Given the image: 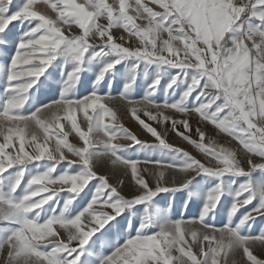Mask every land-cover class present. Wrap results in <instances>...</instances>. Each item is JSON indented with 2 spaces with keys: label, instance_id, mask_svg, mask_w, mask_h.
Returning <instances> with one entry per match:
<instances>
[{
  "label": "snow or ice",
  "instance_id": "obj_1",
  "mask_svg": "<svg viewBox=\"0 0 264 264\" xmlns=\"http://www.w3.org/2000/svg\"><path fill=\"white\" fill-rule=\"evenodd\" d=\"M38 3L50 8L55 16L38 10ZM151 3L162 11L154 10L144 0H113L112 3L108 0H24L15 10H12L13 0H0V33H6L15 21L31 25L20 35L9 63L0 69V78L5 83V99L0 104V221L5 225L0 227V251H7L5 264H227V256L234 250L246 257L245 264H264V259L253 251L256 244L264 248V226L257 235L242 232L256 216L264 215V181L256 182L251 178L255 171L264 173V0L239 3L236 0H151ZM130 10L135 14H130ZM102 18L106 19V24L100 22ZM138 20L146 23H138ZM73 25L82 31L76 34ZM113 28H123L129 36L138 37L139 44L131 47L116 42ZM97 38L98 49L89 42ZM105 56L115 59L103 65L94 85H99L122 61L129 62L121 98L127 99L129 104H142L145 115L151 120H157L158 115L165 121L169 117L163 112L147 111L149 106L184 115L194 111L204 121L235 137L245 151L244 161L235 150L206 144L205 134L199 129H196L199 141L178 132L215 160L213 166H207L187 151L167 143L156 128L140 119L137 108L132 107L131 115L157 139L158 145L182 157L180 163L165 164L160 160L152 163L161 168L178 169L185 173V180L175 187L161 186L165 175L161 171L156 187H150L140 174L139 161L118 155L127 147L147 143L118 122L117 113L104 102L112 98L111 93L101 94L94 87L83 97L67 95L88 64ZM58 59L73 65L65 74L59 98L24 114L21 109L29 90ZM152 66L153 79L142 100L129 99L137 77L141 73L147 77V70ZM168 69L176 71L168 73ZM162 74L170 76L165 86L166 95L180 83L185 88L178 98L155 103ZM79 112L83 113L87 130L78 123ZM45 113H50V117ZM62 120L70 122L82 146L69 142ZM171 123L174 130L178 125H183L186 132L192 130L186 119ZM94 133L107 137L103 143L106 154L114 158L113 163L130 168L136 189L130 198L121 195L107 177L93 170L92 161L98 156L92 140ZM119 137L131 143H112ZM65 150L77 158L69 160V165L79 164L80 171L65 170L53 175L55 165L68 159ZM253 155L260 157L261 162H255ZM34 161L55 163L31 175L21 188L27 166ZM10 169L15 171L9 173ZM191 173L219 181L206 195L198 217L207 231L192 230L188 225L194 220L179 219L165 224L159 231L148 232L146 229L151 222L149 216L144 215L135 234L127 235L122 244H114L106 255L93 259L92 253L86 252L85 246L97 232L100 237L93 243H99L101 248L108 243L101 237H105L111 230V222L126 209L150 201L160 192L187 188L192 183ZM225 175L248 179L233 193L229 220L217 228L207 223L206 217L214 214L220 203ZM94 179L98 183L91 189L89 201L82 207H73L77 197ZM50 185L59 187L50 190ZM17 189L21 191L18 193ZM60 193H66L62 204L57 199ZM254 199L258 200L257 205L232 223L230 218ZM50 201L56 202L59 212ZM54 225L66 230V237H60ZM187 237L198 246L199 254L192 251Z\"/></svg>",
  "mask_w": 264,
  "mask_h": 264
},
{
  "label": "crops",
  "instance_id": "obj_2",
  "mask_svg": "<svg viewBox=\"0 0 264 264\" xmlns=\"http://www.w3.org/2000/svg\"><path fill=\"white\" fill-rule=\"evenodd\" d=\"M23 2L24 0H16L12 10H15L16 6L22 4ZM108 2L112 3L113 0H108ZM128 2H134V0H128ZM144 2L148 3L149 6L154 10L162 11V9H160L157 5L152 4L151 0H144ZM38 10L46 12L53 17L55 16V13H53L50 8H47V6L42 3H38ZM130 14L134 15L135 13L130 10ZM100 22L105 24L107 23L106 19L104 18H102ZM137 22L146 23L143 20H138ZM30 26L31 25H29L27 22L20 23L16 21L13 29H17L18 31L27 30V28ZM81 31L82 30H79L78 26L73 25V32L79 34ZM111 31L113 36L116 38V42L123 43L124 46L136 47L139 44V38L129 36V34L123 28H113ZM13 34L16 33L13 32ZM67 34L68 33L66 32V35ZM18 37L20 38V36ZM121 37H123L122 40ZM89 42L95 44L97 49L99 48L100 41L98 38L90 39ZM112 59H115V57L105 56L88 64L86 70L81 72L79 81L73 87L68 89L67 95L76 98L83 97L90 94L94 90V87L95 90L101 94H107L109 92L111 93L112 98L107 99L104 102L108 107L112 108L113 111L117 113L118 122L122 124L124 128L136 135L140 141L147 143L136 144L127 147L121 150L118 155H121L126 159L138 160V168L141 170L140 174L144 176L150 187H156L159 173L161 171H163L165 174L164 180L161 182V186L175 187L185 180V173L179 171L178 169L161 168L152 163L153 161L157 160H160L165 164L170 161L180 163L182 162V157L177 153H173L168 149L160 147L158 145L157 139L147 132V130L143 129L138 120H136L131 115L132 107L137 108V115L140 117V119H143L146 123H149L152 127L156 128L157 132L161 134L162 138H164L167 143L171 144L173 147L187 151L196 159L206 163L207 166H213L215 164V160L201 152L195 144L181 137L178 132H185V135H190L191 140L199 141V133L196 131V129H199L205 134L204 142L206 144L211 143L217 149L220 147H225L235 150L238 154V158H240L242 162L244 161L245 151L243 150L242 146L239 145L238 140L235 137L228 136L226 133H223L217 129L211 122L204 121L199 116V114L195 113L194 111L190 114L184 115L176 112L175 110L157 109L154 106H149L147 111H150L153 114L163 112L164 116L169 117V120L165 121L163 116L158 115L157 120H151L145 115V107L142 104H129L127 99L121 98L120 92L122 91L123 85L127 78L126 65L129 62L122 61L112 72L105 75L104 80L101 81L99 85H94L96 76L103 65ZM0 64L5 66L7 62L4 60L3 62H0ZM65 64L66 66H64ZM72 66L73 65L70 62L66 63L63 59H58L54 61L44 73V75L39 78L37 83L32 89L29 90L28 93L29 100L35 109L42 104H48L52 100L59 98L61 91L64 89L65 74L72 68ZM147 71V77H145L143 73L137 77L133 89L131 90L129 99L133 101L142 100L148 84H150L151 80L153 79V73L155 71L154 66L149 67ZM175 71V69H168V73H174ZM169 78V74H162L159 88L155 94V103H162L165 99L174 100L178 98L180 93L184 90L185 85L180 83L177 86H174V89H169L168 94L166 95L165 86L167 85ZM0 88V92H4V87ZM59 114L63 115V113ZM183 119L188 121L190 128L192 129L191 132H186L183 128V125H178L177 130L172 128V120ZM65 121L66 120H62L61 123H65ZM109 122L110 121H106V123ZM78 123H80L82 129L87 130V122L84 120L82 112L78 113ZM68 124L70 126V122H68ZM64 130L69 133L68 140L70 143H78V147L82 146V141L79 140V137L74 130L71 129L73 132L68 131L66 128ZM106 139L107 137H105L103 133L92 134L94 150L98 153V156L92 161L93 170L98 175L107 177L111 184L118 187L121 195L125 196L126 198H130L132 193L136 190L134 187V181L130 176V168H125L120 163H113L114 158H111L110 154H106L107 150L103 143V141ZM112 143L126 145L130 144L131 142L124 137H119L118 140L112 141ZM70 156L72 158H68L67 160L55 165L56 170L53 175H58L65 170L70 172L80 171L81 166L79 164L69 165V160L77 159L73 154ZM252 159L257 163L261 162V159L258 156L253 155ZM54 163L55 162L52 161H45L41 164H36L34 162L29 164L27 166V171L25 173L24 181H22L21 188L23 187V183H26L31 175L36 174L37 172H43L48 166ZM243 166H245V169L247 170L246 163L243 164ZM144 169H147V171H144ZM13 171H15V169H10L9 173ZM191 175L193 177L192 183L189 184L187 188L174 192H160L150 201L136 204L130 209H126L124 213H122L120 216H117L115 220L111 222V230L106 232L105 237H101V239H107L108 243L103 248L99 246V243L94 244L93 241H96L97 237H100V232H97L96 235L90 239L88 246H85L86 252L92 253L93 259H98L100 255H106L112 250V246L114 244H122L127 235L135 234V228L139 225L144 215H148L151 222L149 228L146 229L148 232L159 231V229L165 224L175 222L179 219L185 221L194 220V223L188 225L190 229L196 230L198 232L207 231L204 229L203 225L199 223L198 217L201 215V209L205 202L206 195L208 194L209 190L212 189L219 181L215 177L203 174L196 175L195 173H191ZM251 178L256 182L264 181V173L255 171L252 173ZM246 179H248V177L245 176L225 175L222 177L224 191L221 195V200L217 205L215 213L206 217L207 223L214 224L217 228H219L222 224L229 220L228 210L233 201V193L239 184ZM97 183L98 180L96 179L91 181L89 186L86 187L84 191L81 192L77 197L76 203L73 205V207H77V205L82 207L84 204H86L92 195L91 189L94 188ZM53 187L58 188L59 185H50V190ZM20 191L21 189H17L18 193ZM65 195L66 193H60L57 197L61 204L63 203ZM257 203L258 200L254 199L251 204L242 207L234 216L230 218L231 222L236 223L245 212L251 211L257 205ZM50 204L53 207H56L55 201H50ZM44 207L49 208V205H45ZM97 207L101 206L97 205ZM56 211L59 212L60 208L56 207ZM4 226V222L0 221V227ZM262 226H264V215H258L254 220L250 221L244 226L242 232L245 234L257 235L261 231ZM105 227L108 228L109 226L106 225ZM54 229L59 233L60 237H66V230L60 228L59 225H54ZM256 247L258 248L257 251H259L260 245H253V248ZM192 251L199 254L198 247ZM234 251L240 252L239 250ZM254 251L256 252V249H254ZM5 253V250L0 251V264H5ZM174 255H178V253H174ZM85 259L86 257H82V260ZM227 264H230L228 258Z\"/></svg>",
  "mask_w": 264,
  "mask_h": 264
},
{
  "label": "rangeland",
  "instance_id": "obj_3",
  "mask_svg": "<svg viewBox=\"0 0 264 264\" xmlns=\"http://www.w3.org/2000/svg\"><path fill=\"white\" fill-rule=\"evenodd\" d=\"M15 1L16 0H13V7L15 5ZM13 7H12V9H13ZM15 23H16V21L13 22L11 25H9V29L6 31V33H0V62H3L4 60H6L7 64L9 63L12 53H14L16 50V44H17V41L19 39L18 36L22 35V32L25 31V30H19L18 31L17 29L14 30L13 27L15 26ZM13 32L16 34H13ZM3 67L4 66L2 64H0V68H3ZM0 85H1L0 87H2V88L4 87L3 90H5V83H4L3 78H0ZM0 90H1V88H0ZM4 99H5L4 92L1 91L0 92V101H1L0 104H2ZM32 110H35V108H34L33 104H31L29 97H28L27 101L25 102L23 109H21V112H23L24 114H28V112L32 111ZM0 111H2V108H0ZM13 114H15V113H13ZM45 116L50 117V114L45 113ZM64 125L68 131H71V127L69 126L67 121H65ZM37 131L42 136L41 130L37 129ZM71 132H73V131H71ZM0 142H2V137H0ZM74 145L77 146L78 143H75ZM17 147H18V142H17ZM50 147H51V142H50ZM65 155L68 158H72L70 156L72 154L67 153L66 150H65ZM43 162H45V161H34V163H36V164H41ZM187 239H189V242L192 243L190 237H187ZM196 247H198V246L195 243H192V250H195ZM254 249H256V252L254 251ZM257 249H258L257 247L253 248L254 255H256L260 259H264V248H262L260 246L259 251H257ZM5 252H6L5 253V261H6L8 259V256H7L6 250H5ZM227 258L229 259L230 264H233V262H235V264H245V261H246V257H242L241 253L237 252V251H233V252L229 253ZM224 259H225V256H224V253L222 252L221 253V261L223 262Z\"/></svg>",
  "mask_w": 264,
  "mask_h": 264
},
{
  "label": "built area",
  "instance_id": "obj_4",
  "mask_svg": "<svg viewBox=\"0 0 264 264\" xmlns=\"http://www.w3.org/2000/svg\"><path fill=\"white\" fill-rule=\"evenodd\" d=\"M236 2H238V3H239V2H241V0H236Z\"/></svg>",
  "mask_w": 264,
  "mask_h": 264
}]
</instances>
